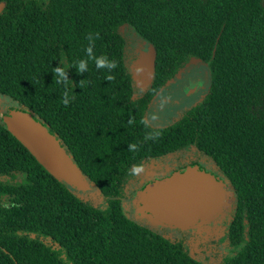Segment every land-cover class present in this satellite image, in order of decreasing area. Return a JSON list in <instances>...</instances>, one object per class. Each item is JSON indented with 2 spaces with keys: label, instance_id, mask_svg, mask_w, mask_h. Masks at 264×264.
Returning a JSON list of instances; mask_svg holds the SVG:
<instances>
[{
  "label": "trees",
  "instance_id": "16d2710c",
  "mask_svg": "<svg viewBox=\"0 0 264 264\" xmlns=\"http://www.w3.org/2000/svg\"><path fill=\"white\" fill-rule=\"evenodd\" d=\"M127 31L153 53L141 90ZM197 63L207 93L153 125V102ZM0 97L90 184L55 178L0 112V264H264V0H0ZM188 166L227 186L220 217L183 231L132 215L142 190Z\"/></svg>",
  "mask_w": 264,
  "mask_h": 264
},
{
  "label": "water",
  "instance_id": "95a60500",
  "mask_svg": "<svg viewBox=\"0 0 264 264\" xmlns=\"http://www.w3.org/2000/svg\"><path fill=\"white\" fill-rule=\"evenodd\" d=\"M3 120L8 131L55 178L77 191L90 189L80 168L30 113L12 110ZM229 195L221 177L202 167L188 166L142 190L137 199V213L151 226L187 231L220 217L229 203Z\"/></svg>",
  "mask_w": 264,
  "mask_h": 264
},
{
  "label": "rangeland",
  "instance_id": "374dc122",
  "mask_svg": "<svg viewBox=\"0 0 264 264\" xmlns=\"http://www.w3.org/2000/svg\"><path fill=\"white\" fill-rule=\"evenodd\" d=\"M129 49L128 64L135 74L137 88L141 87L143 76L150 79V67L153 53L148 43L140 40L132 32H128ZM210 74L204 64H193L179 78L170 84L156 98L148 112V120L156 126H164L173 122L181 111L197 103L208 91ZM1 114L19 109V106L6 97H0ZM153 115L156 117L153 119ZM131 213L138 218L137 208L131 206ZM179 235L178 233H176Z\"/></svg>",
  "mask_w": 264,
  "mask_h": 264
},
{
  "label": "clouds",
  "instance_id": "9594fccd",
  "mask_svg": "<svg viewBox=\"0 0 264 264\" xmlns=\"http://www.w3.org/2000/svg\"><path fill=\"white\" fill-rule=\"evenodd\" d=\"M100 63H103L102 61L100 62ZM112 67H115L116 65L115 64H113V65H111ZM84 67V65H83V63L81 64V69ZM53 71L54 72H61V70L60 69H53ZM61 74H62V72H61ZM56 83H58V81H56ZM153 119H155L156 117L153 115V117H152ZM159 135V134H158ZM141 171H143V169L141 168V167H136V168H134L133 169V174H135V173H139V172H141Z\"/></svg>",
  "mask_w": 264,
  "mask_h": 264
}]
</instances>
